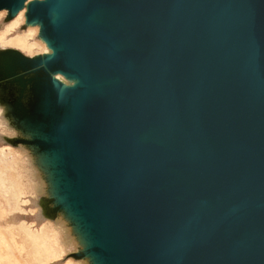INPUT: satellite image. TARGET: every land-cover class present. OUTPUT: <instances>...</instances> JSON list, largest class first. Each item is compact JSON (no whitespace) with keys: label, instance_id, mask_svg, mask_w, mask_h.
I'll return each mask as SVG.
<instances>
[{"label":"water","instance_id":"95a60500","mask_svg":"<svg viewBox=\"0 0 264 264\" xmlns=\"http://www.w3.org/2000/svg\"><path fill=\"white\" fill-rule=\"evenodd\" d=\"M0 148L51 264H264V0H0Z\"/></svg>","mask_w":264,"mask_h":264},{"label":"bare ground","instance_id":"6f19581e","mask_svg":"<svg viewBox=\"0 0 264 264\" xmlns=\"http://www.w3.org/2000/svg\"><path fill=\"white\" fill-rule=\"evenodd\" d=\"M4 13H0V19ZM23 22L22 14L0 32V44L18 47L29 54L41 49L32 43L36 30L10 37ZM22 178L16 158L7 149L0 148V264H51L62 256L56 234L47 226L39 229L24 220L13 222L16 213H25Z\"/></svg>","mask_w":264,"mask_h":264}]
</instances>
